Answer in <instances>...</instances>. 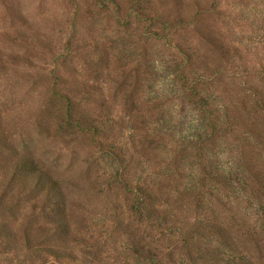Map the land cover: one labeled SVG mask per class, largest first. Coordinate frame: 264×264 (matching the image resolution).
Listing matches in <instances>:
<instances>
[{
	"label": "rangeland",
	"instance_id": "374dc122",
	"mask_svg": "<svg viewBox=\"0 0 264 264\" xmlns=\"http://www.w3.org/2000/svg\"><path fill=\"white\" fill-rule=\"evenodd\" d=\"M0 264H264V0H0Z\"/></svg>",
	"mask_w": 264,
	"mask_h": 264
}]
</instances>
